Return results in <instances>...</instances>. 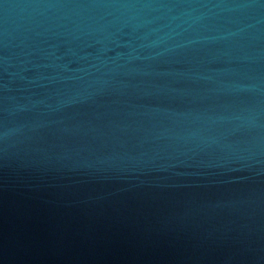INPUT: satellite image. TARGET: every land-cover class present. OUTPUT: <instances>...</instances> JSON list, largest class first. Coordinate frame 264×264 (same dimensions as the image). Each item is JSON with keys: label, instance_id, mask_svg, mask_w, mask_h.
Segmentation results:
<instances>
[{"label": "water", "instance_id": "obj_1", "mask_svg": "<svg viewBox=\"0 0 264 264\" xmlns=\"http://www.w3.org/2000/svg\"><path fill=\"white\" fill-rule=\"evenodd\" d=\"M0 264H264V0H0Z\"/></svg>", "mask_w": 264, "mask_h": 264}]
</instances>
